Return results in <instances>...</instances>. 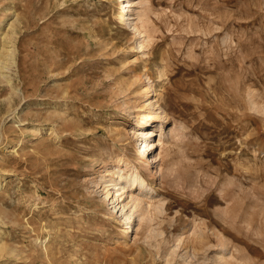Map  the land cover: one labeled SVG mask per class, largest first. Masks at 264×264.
Segmentation results:
<instances>
[{
    "label": "rangeland",
    "instance_id": "1",
    "mask_svg": "<svg viewBox=\"0 0 264 264\" xmlns=\"http://www.w3.org/2000/svg\"><path fill=\"white\" fill-rule=\"evenodd\" d=\"M131 2L0 0V264H264V0Z\"/></svg>",
    "mask_w": 264,
    "mask_h": 264
},
{
    "label": "bare ground",
    "instance_id": "2",
    "mask_svg": "<svg viewBox=\"0 0 264 264\" xmlns=\"http://www.w3.org/2000/svg\"><path fill=\"white\" fill-rule=\"evenodd\" d=\"M127 1H128V3L126 4V6L131 7L130 8L131 13L127 17V20H128L127 21V25H128L127 27L136 29V25H135L134 19H136V14L137 13L135 11V8L132 7L133 5H132L131 0H127ZM123 2L125 3V0H123ZM141 47H142V44L140 43L139 44V48H141ZM155 118L156 119L159 118V115L156 114ZM149 132L150 133H154L153 130H150ZM161 142H162V133L160 135V138L157 141H156V139L153 140V141H146L143 144V146H141V149H140V152L138 153V155H139V157H141L140 163H141L142 167H146L148 169L150 168V165L152 164V159L150 158V152H151V150L153 148H155V146H157L158 144H161ZM158 156H159V154L157 155L156 160L158 159ZM125 181H130L133 186H137V185L146 186V180L143 177V175L140 173V171H135V172L133 171V174L131 176H128V175L121 176L120 181L118 183L119 187L117 188V190H120V194L127 193L128 197L130 198L129 201L125 202L122 205L123 208H125L130 203V201H136V198H135L134 194L133 193H129V191L127 189V186L125 184ZM116 205H118V204H116Z\"/></svg>",
    "mask_w": 264,
    "mask_h": 264
}]
</instances>
